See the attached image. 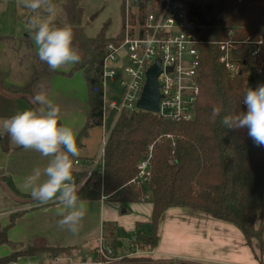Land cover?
<instances>
[{"label": "trees", "instance_id": "trees-1", "mask_svg": "<svg viewBox=\"0 0 264 264\" xmlns=\"http://www.w3.org/2000/svg\"><path fill=\"white\" fill-rule=\"evenodd\" d=\"M63 9L68 24L73 27V44L82 54L81 62L74 64L68 76L77 72L83 75L90 103L86 125L77 138L79 147L80 139L88 130L102 127L103 60L107 44L117 39L108 38L103 31L94 38L85 35L81 28L80 0H68ZM193 15L203 41L199 47L200 97L195 119L178 123L164 121L155 114L143 111L122 114L105 146L104 176L96 177L79 191L80 201H100L107 196V200L122 206L151 203L150 223L139 224L137 228L150 227L152 232L150 235L139 234L132 246L154 249L159 241L158 229L163 215L169 209L184 208L235 226L242 232L247 246L257 243L264 254V223L259 217L264 208V147L253 142L246 128L228 129L221 124L224 115L246 113L243 97L249 86L254 85L255 77L249 68L231 76L219 63V50L215 45L226 40L231 30L235 31L236 40L247 36L264 38V0L198 3L194 6ZM28 21L29 18L27 24ZM32 35L29 29V40H32ZM4 39L0 36V42ZM256 63L264 73V45ZM41 74L35 72L26 86L10 89L9 92L32 95V87ZM215 106H221L222 112L213 120L212 109ZM0 144L5 151L8 150L2 138ZM150 152L151 176L137 186L132 183L138 175L137 166ZM72 159L75 162L74 157ZM5 183L16 197L32 198L18 193L10 179H5ZM19 217L20 214L12 215L10 225L1 230L0 246H13L6 234ZM104 226L118 248L115 225ZM13 262V252L0 259V264Z\"/></svg>", "mask_w": 264, "mask_h": 264}, {"label": "crops", "instance_id": "crops-1", "mask_svg": "<svg viewBox=\"0 0 264 264\" xmlns=\"http://www.w3.org/2000/svg\"><path fill=\"white\" fill-rule=\"evenodd\" d=\"M4 38L0 42L2 89L6 94L20 96L7 97L0 93V138L6 141L8 147L5 151L0 144V181L10 179L18 193L31 196V190L24 187L25 179L34 169L43 170L50 158L16 145L4 134L2 129L4 119L18 111L33 107L28 99L21 96L23 94H14L9 90L23 88L31 81L35 72H42L32 87V95L28 96L36 94L43 85L52 103L61 108L60 123L71 127L78 138L90 112L87 83L80 73L72 78L66 77L74 65H66L56 71L50 70L46 63L39 60L37 48L27 35L23 39ZM45 70L49 72L44 73ZM90 130L80 139L79 157H74L75 161H79L80 165L77 167L79 172L86 170L88 166L85 163L92 161L99 154V151L94 157L86 154ZM107 201H80L85 209V216L80 222L79 231L73 233L58 223L62 219L59 213L63 210V205L59 202L43 204L39 201L33 206L19 204L0 186V229L4 230L10 225L12 215L20 214L15 225L8 229L6 234L13 246L2 245L4 250H0V259L13 252L11 247L27 246L35 242H41L47 248L83 249L91 252L104 239L109 238L105 224L115 225L114 236L119 250L123 247L119 243V238L123 237V234L130 235V246L146 228V226L137 228V225L150 223L152 204H128L126 206L130 210L125 209L128 217H124L116 212L119 205L123 208L120 203L108 206L105 204ZM158 235L157 246L146 250L143 255L154 263L182 261L185 264H259L255 256L257 244L247 246L238 228L204 213L184 208L169 209L160 221Z\"/></svg>", "mask_w": 264, "mask_h": 264}, {"label": "built area", "instance_id": "built-area-1", "mask_svg": "<svg viewBox=\"0 0 264 264\" xmlns=\"http://www.w3.org/2000/svg\"><path fill=\"white\" fill-rule=\"evenodd\" d=\"M211 1L215 0H123L124 35L107 44L102 69L103 86L109 79L119 77L123 94L120 102L106 101L103 96L104 147L95 159L85 163L88 166L86 170L79 172V161L74 162L73 177L80 185L79 191L96 177L104 176L105 146L109 137L122 114L132 115L141 111L138 102L147 82V73L158 60L161 99L159 112L155 115L168 122H192L195 119L200 97L199 47L203 41L197 32L200 27L195 23L193 9L198 3ZM234 36L235 31L231 30L226 40L215 43L219 50V63L231 76L249 68L253 75L263 77V70L256 62L262 54L264 38L247 36L236 40ZM110 113L115 114V121L108 133L105 123ZM151 157L152 152L138 164V175L133 184L140 186L149 179ZM107 199V196L102 197V200ZM98 252L110 259L111 251L102 245Z\"/></svg>", "mask_w": 264, "mask_h": 264}, {"label": "clouds", "instance_id": "clouds-1", "mask_svg": "<svg viewBox=\"0 0 264 264\" xmlns=\"http://www.w3.org/2000/svg\"><path fill=\"white\" fill-rule=\"evenodd\" d=\"M23 5L35 13L30 17L28 27L33 33L31 38L39 60L52 71L80 63L82 54L73 44V27L70 24L56 26L42 18L55 15L52 0H23ZM30 99L34 107L4 119L3 132L16 145L50 158L43 170L36 168L26 177L24 187L31 190L34 200L43 204L56 201L63 205L59 213L62 219L58 223L76 233L85 216L79 197L80 185L73 177L72 158L80 155L76 134L71 127L60 123L61 108L52 103L43 85ZM243 102L247 106L246 113L224 115L221 124L228 129L246 128L253 142L264 147V84L254 90L247 89ZM221 112V106L213 107L212 119Z\"/></svg>", "mask_w": 264, "mask_h": 264}, {"label": "rangeland", "instance_id": "rangeland-1", "mask_svg": "<svg viewBox=\"0 0 264 264\" xmlns=\"http://www.w3.org/2000/svg\"><path fill=\"white\" fill-rule=\"evenodd\" d=\"M67 1L53 0L52 3L56 8L55 15H47L42 18H47L54 25L59 24L63 26L64 24H68L63 9ZM80 6L82 9L81 28L87 37L94 38L103 31L110 39L122 38L124 35L122 27L125 24L123 0H80ZM33 15L35 13L24 7L23 0H0V36L23 39L29 33L26 20L30 19ZM77 73L72 76H68L67 74L66 77L72 78ZM254 77V85H250V89L252 86L256 89L259 85L264 84L263 77L256 75ZM122 94L123 88L120 85L119 77L109 79L105 83L104 99L106 101L120 102ZM114 121L115 114L110 113L105 123L108 133L112 129ZM88 133L86 154L94 157L104 147L102 141L103 129L102 127L94 128ZM112 203L116 202L108 200L105 204L111 206ZM125 209H129L128 206H123L122 208L119 205L116 212L119 216L128 217V213L124 212L126 211ZM129 214H131V211H129ZM259 217L262 223H264V208L259 213ZM143 231L144 234L150 235L152 228L146 227ZM106 232L109 233V231ZM130 240L129 234H123V237L119 238V243L123 247L119 250L115 242L110 238L104 239L91 252L83 249L50 250L43 243L35 242L27 246L11 247L14 253V262L12 264H158L154 263L150 258L143 256L148 248H142V245L137 247L131 244L129 246ZM101 245L111 251L110 259L99 254L98 250ZM0 250H4V247L0 246ZM255 256L259 264L263 263L264 254L261 253L258 244L255 247ZM172 262L169 261L166 264H185L182 261L178 263Z\"/></svg>", "mask_w": 264, "mask_h": 264}, {"label": "water", "instance_id": "water-1", "mask_svg": "<svg viewBox=\"0 0 264 264\" xmlns=\"http://www.w3.org/2000/svg\"><path fill=\"white\" fill-rule=\"evenodd\" d=\"M197 32H200V28L197 29ZM170 71V70H169ZM160 76V61L158 60L157 63L148 71L147 73V82L143 90V94L141 96V99L138 102V108L139 110L147 113L157 114L159 112V101L161 99V95L159 93V86H158V78ZM0 93L2 95H5L7 97H17L20 95H9L6 94L2 89V83L0 78ZM24 98L28 99L31 102V97L28 95H21ZM32 104V103H31ZM34 107V105H33ZM0 186L4 189V191L7 193V195L16 203L19 204H32L37 202V200H34L33 198L30 199H20L16 197L7 184L3 181H0ZM126 212V211H124ZM0 235H1V229H0Z\"/></svg>", "mask_w": 264, "mask_h": 264}]
</instances>
